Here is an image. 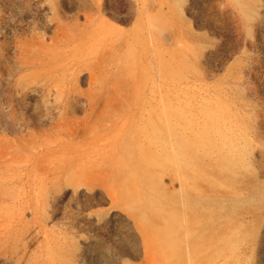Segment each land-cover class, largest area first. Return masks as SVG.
<instances>
[{
  "label": "rangeland",
  "instance_id": "obj_1",
  "mask_svg": "<svg viewBox=\"0 0 264 264\" xmlns=\"http://www.w3.org/2000/svg\"><path fill=\"white\" fill-rule=\"evenodd\" d=\"M154 55L182 60L175 85L215 91L207 102L180 96L191 101L187 119L208 124L215 141L236 137L238 115H250L244 166L227 173L234 197L247 199L234 209L248 232L243 264H264V0H0V264L232 260L225 241L207 239L213 231L204 237L216 211L185 206L179 170L154 173L163 160L148 149L137 158L159 144L154 130L131 128L154 127L135 116L144 91L132 85ZM103 76L110 82L95 84ZM199 185L202 200L225 195Z\"/></svg>",
  "mask_w": 264,
  "mask_h": 264
},
{
  "label": "bare ground",
  "instance_id": "obj_2",
  "mask_svg": "<svg viewBox=\"0 0 264 264\" xmlns=\"http://www.w3.org/2000/svg\"><path fill=\"white\" fill-rule=\"evenodd\" d=\"M160 20L164 21L162 18ZM103 24L104 26L113 28L112 24L108 23L107 21H104ZM139 25L140 24L138 22L137 26ZM184 54L185 53H183L182 58L184 62H186V57L188 60L189 55L187 54L184 56ZM154 60L156 62L155 65H151L150 63L143 67L144 75L142 76L141 81L137 80L132 82L133 86L137 85L139 89L144 91L143 95L141 96L142 106L139 110L140 112H135V116L139 115L140 113L151 116L154 127L152 128L147 125L131 123V128L134 129V131H137L136 133H145V137L151 134L154 130L156 132V139H158L159 144L155 147L144 145L141 147V149H137L139 150L137 158L139 161H145L146 158L144 156L143 150L148 149L151 154H155L163 160L161 164H156L157 169L154 170V173L160 174L159 170H162L165 173H172L178 169L179 172L177 176L182 180V189L185 193L190 194L192 197V199H184L186 203L185 206L187 208H191L194 213L199 211L211 215L213 211H216L214 217L215 219H213V221L210 223V226L205 227L207 229L206 233L204 232V237L211 234L210 231H213L212 233L214 235L208 237L207 239L219 243H223L225 241L226 248L228 249L227 253L232 257L231 260L224 256L223 253H220L217 256V259L223 261L224 263L222 264H243L244 260L242 258L243 255L241 256V252L244 249L243 244L248 232L246 230L247 228L244 226V223L239 221V218H242L243 214L236 215L234 209L237 206H244L247 202V199L243 196H241L242 198L240 197V199L236 198L234 197L235 195L233 194V190H229L232 187L227 169L231 171L237 167L242 169L244 166V145L250 141L248 138V132L250 129L249 127L251 117L249 114H243L244 112L240 114V116L238 115L237 118L239 119H237V121L240 122L239 134L234 138L230 135L223 136L224 134H221L220 140L215 141V139L212 138L213 136L211 135V132H209L210 127L208 124L206 125L205 122H203L201 125H199L198 120L191 122L187 119V117L190 116V110H188V107H191V101L188 102L184 100V98L180 97H185L188 96L187 94L192 93L193 95L191 97L194 98L195 93H201L204 94L201 98L207 102L210 101L211 98L216 94L215 91L211 93L206 88L195 87L194 89L189 88L188 92V90H186L187 88L185 89L181 86H177V84L175 85V79L178 75L182 78H185V71L184 68H182L183 66H181L182 60L180 61V64H175L171 61L165 63L163 58L158 55H154ZM167 65L169 67H167ZM199 74L200 76H203V74ZM110 80V78L103 76L101 80L95 79V84H99L101 82H110ZM131 94L133 95L132 92ZM162 112L168 113L170 116L166 115L165 118L162 116ZM227 122L230 123L229 121ZM166 127L172 128L176 133H179V137L171 138V134L163 132V129ZM136 136L137 134L135 137ZM234 140L239 143V147H241V149H238V143L234 142ZM169 143L172 145L168 146ZM110 146L114 145L111 144ZM130 148L131 147H128L125 142L120 144V149ZM189 149L196 151L194 153L201 154V156L196 157L194 164H191L186 160L189 156ZM239 150H241L242 153L239 152ZM237 157L239 158L237 159ZM164 167H166L167 170H164ZM140 170L141 169H139V171ZM200 179L205 181L207 180L209 184L215 188H218V186L221 187L224 190L225 195L221 196L218 194L213 200H210L212 198H205L202 200L201 198L204 197V195L199 192ZM154 180L157 179L154 178ZM149 185H155V183L151 182ZM236 188L240 189L241 191L244 190L242 183ZM147 198H149L147 203L151 204L152 201L156 205L160 206L157 200L153 199V197L151 198V196H147ZM207 200L210 201V203H208ZM216 200L218 202H225V207L216 205V208H213L212 204ZM161 206H163V204H161ZM235 217L237 218L235 219ZM203 223L206 222L203 220L200 222V224H197L199 230L201 229L200 227L203 225ZM216 228H218L217 230H219V232L215 231ZM196 237L199 238V241H203L204 237L202 234H197ZM210 248L214 249L212 246Z\"/></svg>",
  "mask_w": 264,
  "mask_h": 264
}]
</instances>
